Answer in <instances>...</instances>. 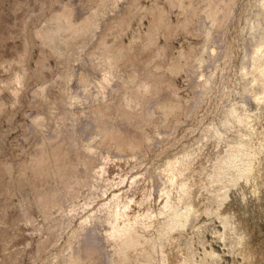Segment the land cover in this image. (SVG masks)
Returning <instances> with one entry per match:
<instances>
[{
  "label": "bare ground",
  "instance_id": "6f19581e",
  "mask_svg": "<svg viewBox=\"0 0 264 264\" xmlns=\"http://www.w3.org/2000/svg\"><path fill=\"white\" fill-rule=\"evenodd\" d=\"M239 2L0 0V154L22 113L0 156V264H264V0L244 6L234 83ZM181 33L201 39L174 50ZM211 96L194 140L139 170Z\"/></svg>",
  "mask_w": 264,
  "mask_h": 264
},
{
  "label": "rangeland",
  "instance_id": "374dc122",
  "mask_svg": "<svg viewBox=\"0 0 264 264\" xmlns=\"http://www.w3.org/2000/svg\"><path fill=\"white\" fill-rule=\"evenodd\" d=\"M152 0H143V3L144 4H149L150 2H151ZM252 0H240V2H239V5H238V11H237V15H236V17L234 18V20H233V22H232V24H231V27H230V29H229V32H228V39L229 40H231L234 44H235V48H234V55H233V57H232V61H231V68L229 69V71H228V73H227V77H228V80H231L232 79V77H233V79L230 81V82H233V81H235L234 83H236V76H233V75H235L233 72H234V69H235V66H237L238 64H239V60H240V55H241V47H240V42L242 41V38H243V35H241V34H243L245 31H242L243 30V27L245 26V18H246V16H249V15H251L250 14V9H247V10H245L244 9V6L247 4V3H249V2H251ZM178 16V13L176 12V11H174V12H172L171 13V17H172V19H176V17ZM145 21H147L146 19H144L143 20V23H142V28H144L145 26H146V22ZM236 21V22H235ZM145 25V26H144ZM241 31V32H240ZM241 33V34H240ZM245 34V33H244ZM191 36V37H190ZM238 37V38H237ZM125 38H127V36L125 37ZM188 39V40H187ZM200 40L201 39V36H197V35H190V34H183L182 35V33L178 36V37H176L174 40H173V47H174V50H178L180 47H182V46H184L185 44H187V43H193V44H195L196 43V45H197V43L199 42L198 40ZM241 41H240V40ZM197 40V41H196ZM236 42H234V41ZM240 42H239V41ZM189 41V42H188ZM195 41V42H194ZM238 43V44H237ZM176 48V49H175ZM236 51V52H235ZM240 54V55H239ZM238 59V60H237ZM235 60V61H234ZM238 61V62H237ZM236 62V63H235ZM53 63V62H52ZM238 63V64H237ZM232 64H234V65H232ZM52 66H55L54 64H52ZM233 71V72H232ZM184 75V76H183ZM178 77V78H177ZM177 77H176V81H177V85H179V87H178V92L181 94V96L183 95V97H189V96H191L192 95V92H191V90H192V88H191V86H190V82L188 81V79H187V77L185 76V73H180V74H178L177 75ZM226 77V78H227ZM219 80H220V78H219ZM190 92V93H189ZM188 94V95H187ZM191 94V95H190ZM213 98V99H212ZM211 100H207L206 102H208V103H206V102H204L202 105L203 106H201L199 109H198V111H199V113H197V114H195L194 115V117L191 119L192 120V122H191V120L190 119H188V121H186V123H183L182 125H184V126H182V127H179L178 129H177V131H176V133H175V142H174V147H172L173 146V144H168L167 146H169V148L167 147V151L166 150H164V151H162V149H161V151H160V149L158 148H156L154 151H151L149 154H148V156L146 157V159H145V161H143V163L145 162V164H141L138 168H139V170L140 169H143V167L145 168H149V167H153L152 166V164H155L154 165V167L153 168H157V167H159L160 166V163H162V161H165L166 159H167V157L168 156H166L167 155V153L169 154V156L171 155V154H173L175 151H177L176 150V148L177 149H179L180 148V145H181V147L183 146V145H185V144H187V143H190V142H192L194 139L193 138H195V136H197L196 134H198L199 133V128H196L195 127V125H196V123H198V121L201 119L200 117H202V120H203V118H205L203 121H205V122H203L202 120H200V122H201V124H205L206 122H209L210 120L209 119H211L213 116H214V111H213V109H214V105L213 104H215V102L213 101L212 102V100H214V97L213 96H211V98H210ZM211 103H213V104H211ZM206 104V105H205ZM211 105H213L212 107H211ZM209 107V109H211L210 111H208L209 109H207ZM205 111H206V113H205ZM212 111V112H211ZM206 114V115H204V114ZM210 113V114H209ZM22 113H21V110L20 111H18L17 112V114H16V117L14 118V125L15 126H13L10 130H8L9 131V133H7V135H6V137H5V140H4V142H5V144H4V146H5V150H4V153L3 154H0V156L1 155H8V156H11V155H14V152H15V150H13V149H16V146H15V144L14 143H16V141H17V136H18V134H20L21 132H22V127H21V125H20V120H21V118H22V115H21ZM200 115V117H199V115ZM197 115V116H196ZM203 115H204V117H203ZM213 115V116H212ZM197 117V118H196ZM211 117V118H210ZM209 118V119H208ZM19 119V120H18ZM198 119V120H197ZM207 119H208V121H207ZM16 120V121H15ZM189 123V124H188ZM5 125L7 124L6 122L4 123ZM18 124V125H17ZM193 124V125H192ZM189 125H192V126H189ZM6 127V126H5ZM193 130H192V129ZM190 130H192V132H190V133H192V134H190L189 133V131ZM196 130V131H195ZM21 131V132H20ZM20 132V133H19ZM184 133H185V135H184ZM183 136V137H182ZM177 138V139H176ZM180 139V140H179ZM177 140V141H176ZM187 140V141H186ZM179 141V142H178ZM190 141V142H189ZM0 142H2V141H0ZM184 142V143H183ZM13 144H14V146H13ZM31 145V144H30ZM28 147H30L29 145H28ZM176 147V148H175ZM175 151H174V150ZM158 150H159V153H158ZM169 150V151H168ZM157 153H156V152ZM172 151V152H171ZM174 151V152H173ZM6 152V153H5ZM11 152V153H10ZM154 152V153H153ZM162 152V153H161ZM171 152V153H170ZM166 154V155H164V154ZM153 155H156V156H153ZM160 155V156H159ZM151 156H153V157H151ZM164 156V157H163ZM166 156V157H165ZM158 157V158H157ZM164 158V159H163ZM148 159V160H147ZM161 159V160H160ZM154 160V161H153ZM160 162V163H159ZM152 163V164H151ZM156 163H157V165H159V166H157L156 165ZM151 165V166H150ZM138 168H136L134 171H136V170H138ZM127 185V182H124V184L122 185V186H125V187H122L121 185H120V187L122 188V189H125L126 188V185ZM117 188H119V187H117ZM108 193H110V192H108ZM107 193V194H108ZM106 194V195H107ZM105 195V196H106ZM104 196V197H105ZM19 199V196L18 195H14V196H12V199L14 200V201H17L18 199ZM259 216L260 217H258V223H259V232H257L256 233V235L257 236H260L261 238H263L264 239V205H263V207L259 210ZM214 224H217V223H214ZM206 226H208V227H205L204 228V231H206V232H204L203 233V235H205L204 237L206 238V241H208L209 240V242H212L213 244H214V246H215V244H216V248L219 250V251H221L222 250V245L218 242V240L217 239H214V235L211 233V231H210V229H211V223H209L208 225H206ZM189 231H190V229H189ZM188 231V232H189ZM67 232H68V230H66L64 233H63V235L60 237V239H59V241H58V245H54V246H56V247H53V246H51V247H49L50 249H49V253L50 252H52V251H54L55 250V248H57V246L59 247L60 245H62V243L65 241V239L63 238V237H65L66 238V236L67 235H65V234H67ZM64 240V241H63ZM214 241H216V242H214ZM209 242H207L206 243V245L207 246H209ZM218 243V244H217ZM200 245H198V247H199ZM219 246V247H218ZM54 248V249H53ZM53 249V250H52ZM201 249V246L199 247V251L198 252H201L202 250H200ZM52 250V251H51ZM46 251V252H47ZM47 252V253H48ZM226 255H227V253H225Z\"/></svg>",
  "mask_w": 264,
  "mask_h": 264
}]
</instances>
